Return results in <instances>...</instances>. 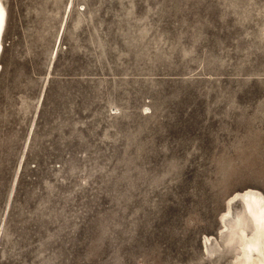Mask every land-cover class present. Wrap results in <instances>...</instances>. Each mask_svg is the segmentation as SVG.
Listing matches in <instances>:
<instances>
[{
  "label": "rangeland",
  "instance_id": "obj_1",
  "mask_svg": "<svg viewBox=\"0 0 264 264\" xmlns=\"http://www.w3.org/2000/svg\"><path fill=\"white\" fill-rule=\"evenodd\" d=\"M2 2L0 264H234L264 0Z\"/></svg>",
  "mask_w": 264,
  "mask_h": 264
},
{
  "label": "bare ground",
  "instance_id": "obj_2",
  "mask_svg": "<svg viewBox=\"0 0 264 264\" xmlns=\"http://www.w3.org/2000/svg\"><path fill=\"white\" fill-rule=\"evenodd\" d=\"M6 13V8L2 0H0V51ZM235 201L241 202L245 212L247 213L248 211L249 215L253 216V224L255 225L253 231L255 233L250 235L241 224L232 232V236L238 239V248L240 250L234 264H264V195L258 190L250 189L233 196L228 202L229 211H226L227 213L223 215L221 220L223 233L228 232L227 217L229 215L232 217L230 210H232V204Z\"/></svg>",
  "mask_w": 264,
  "mask_h": 264
}]
</instances>
